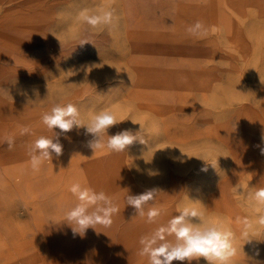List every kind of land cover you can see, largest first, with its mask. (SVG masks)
<instances>
[{
  "label": "rangeland",
  "instance_id": "rangeland-1",
  "mask_svg": "<svg viewBox=\"0 0 264 264\" xmlns=\"http://www.w3.org/2000/svg\"><path fill=\"white\" fill-rule=\"evenodd\" d=\"M107 9L111 25L80 19ZM197 21L206 36L186 31ZM69 103L84 123L111 111L108 135L141 131L147 143L93 152L74 129L33 171L31 145L55 135L38 129L42 114ZM262 152L264 0H0V264H149L140 238L186 206L234 232V264H264V204L250 195L264 188ZM77 182L112 198L111 226L81 236L65 223ZM151 189L154 223L127 205Z\"/></svg>",
  "mask_w": 264,
  "mask_h": 264
},
{
  "label": "clouds",
  "instance_id": "clouds-1",
  "mask_svg": "<svg viewBox=\"0 0 264 264\" xmlns=\"http://www.w3.org/2000/svg\"><path fill=\"white\" fill-rule=\"evenodd\" d=\"M79 15L84 24L97 28L111 25L115 12L113 9L100 10L95 13L82 11ZM186 31L193 36L207 35V28L201 21L190 25ZM87 42L85 40L80 45ZM80 117L79 109L71 103L55 105L49 112L42 114V123L55 135L51 138L40 136L31 145L30 165L33 171H39L45 161H51L53 154L57 158L62 155L63 145L59 137L74 129H84L85 135L92 137L88 141V146L93 152L107 149L120 153L126 151L134 142L147 143L140 135L141 131L134 134L131 129H124L114 135H108V129L120 122L107 109L93 113L87 123H84ZM54 129L60 131L57 133ZM28 132L27 127L21 129V134ZM6 142L11 149L14 143L13 138L8 137ZM68 191L78 201L65 213V223L72 228L74 234L83 236L87 229H95L97 225L111 226L112 217L119 212V208L104 191L97 192L78 182L73 183ZM159 192V189H151L139 195H127V205L135 210L136 215L141 217L146 215L148 222L154 223L161 215V209L154 203ZM250 195L257 204H264V188L257 189ZM150 202L153 206L149 207L145 213V207ZM202 217L203 213L197 208L184 207L166 224H161L154 231L140 238L139 255L147 256L149 264H173V261L184 262L186 260L191 262L201 257L207 261V264H234V258L237 255L234 232L222 228L217 222L205 221ZM242 223L245 227L241 231L240 238L244 239L245 243H251L255 238L247 231L250 226L249 221L244 219ZM257 223L264 226V215H259ZM169 237H174V239H169Z\"/></svg>",
  "mask_w": 264,
  "mask_h": 264
},
{
  "label": "bare ground",
  "instance_id": "bare-ground-1",
  "mask_svg": "<svg viewBox=\"0 0 264 264\" xmlns=\"http://www.w3.org/2000/svg\"><path fill=\"white\" fill-rule=\"evenodd\" d=\"M40 131H51L49 130L44 124L41 125L39 128H38ZM59 129H54V131H58Z\"/></svg>",
  "mask_w": 264,
  "mask_h": 264
}]
</instances>
